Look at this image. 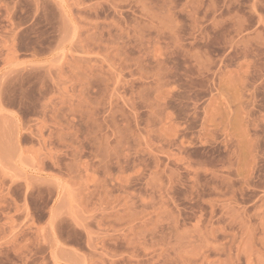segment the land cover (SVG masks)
<instances>
[{
  "label": "rangeland",
  "instance_id": "rangeland-1",
  "mask_svg": "<svg viewBox=\"0 0 264 264\" xmlns=\"http://www.w3.org/2000/svg\"><path fill=\"white\" fill-rule=\"evenodd\" d=\"M0 264H264V0H0Z\"/></svg>",
  "mask_w": 264,
  "mask_h": 264
}]
</instances>
